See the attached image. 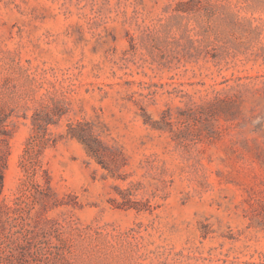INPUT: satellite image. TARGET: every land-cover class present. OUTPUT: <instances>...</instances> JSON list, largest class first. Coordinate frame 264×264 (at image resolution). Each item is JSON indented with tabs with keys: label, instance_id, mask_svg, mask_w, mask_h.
<instances>
[{
	"label": "rangeland",
	"instance_id": "obj_1",
	"mask_svg": "<svg viewBox=\"0 0 264 264\" xmlns=\"http://www.w3.org/2000/svg\"><path fill=\"white\" fill-rule=\"evenodd\" d=\"M0 118V264H264V0H0Z\"/></svg>",
	"mask_w": 264,
	"mask_h": 264
},
{
	"label": "trees",
	"instance_id": "obj_2",
	"mask_svg": "<svg viewBox=\"0 0 264 264\" xmlns=\"http://www.w3.org/2000/svg\"><path fill=\"white\" fill-rule=\"evenodd\" d=\"M3 119L0 118V137L1 136H7V130L5 126L3 125ZM68 135L72 138L78 139L81 144L83 145L85 151L88 154L97 155L98 147H99V141L98 138L95 137L93 134H90L86 128H84L82 125L77 126H70ZM4 152L0 148V197L2 194L3 189V181H4V170H5V161H6V154H3ZM31 167L28 166L27 170H29ZM35 169L32 168L31 173H34ZM4 211H0V241L4 239V233L6 230V218L3 219Z\"/></svg>",
	"mask_w": 264,
	"mask_h": 264
}]
</instances>
